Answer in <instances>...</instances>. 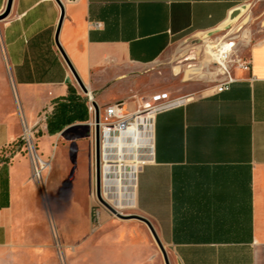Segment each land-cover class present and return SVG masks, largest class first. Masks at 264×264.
<instances>
[{"label": "crops", "instance_id": "crops-1", "mask_svg": "<svg viewBox=\"0 0 264 264\" xmlns=\"http://www.w3.org/2000/svg\"><path fill=\"white\" fill-rule=\"evenodd\" d=\"M59 1L57 39L81 81L97 105L120 102L128 112L172 42L222 27L251 0ZM60 15L57 0L11 1L0 34V90L8 89L7 70L19 111L0 114V150L23 129L31 135L51 208L67 220L66 240L86 243L83 264H164L149 228L135 218L110 219L102 211V231L86 241L88 213L75 194L93 182V133L75 131L58 143L67 128H90L93 114L87 110L86 119L55 133L46 127L57 99L70 90L86 99L54 40ZM237 52L250 66L235 68L227 89L169 94L177 103L154 116L151 146L134 173L132 213L149 219L170 264H264V34ZM34 160L20 147L0 161V264H9L2 251L32 246L26 240L40 232Z\"/></svg>", "mask_w": 264, "mask_h": 264}, {"label": "rangeland", "instance_id": "rangeland-1", "mask_svg": "<svg viewBox=\"0 0 264 264\" xmlns=\"http://www.w3.org/2000/svg\"><path fill=\"white\" fill-rule=\"evenodd\" d=\"M247 5L248 9L244 13L241 14L239 11V13L233 18L230 17V19L222 25L223 27L220 30L211 35L212 38L214 36L220 37L222 34L230 33L237 36L235 38L237 46L245 47L264 34V0H251ZM5 17L0 18V34L2 22ZM201 36V34H193L177 39L171 43L164 55L150 66L149 75L146 77V81L149 82L148 87L136 92L137 95L132 98V105L128 111H131L138 106V96L148 99L151 94L158 91H167L169 94L193 95H201L210 91L211 83L207 79L209 77L208 74L204 75L205 77H199L195 74L191 78H187L185 74L186 68L194 67V65L198 66L202 62V53H198L197 58L191 57L192 55L197 54L192 52H194L197 45L201 44L203 39H205ZM3 53L4 51L0 37V57L2 64L4 63ZM173 64L181 65L180 71L177 74L174 73ZM4 74L8 82V89L5 94L1 93L3 91L0 90V100H7L8 104L4 105L0 103V114L5 113L4 110L8 112L7 114H17L19 111V104L10 82V75L7 70H5ZM77 87L80 93L83 94L78 85ZM106 105L103 106L105 107ZM103 106L98 105L99 112H102ZM91 120L92 117H90V119L88 118V122H91ZM75 131L93 133V128L91 125L90 128H87L86 126L67 128L62 136H60L59 142L61 143H58V145L63 144L66 136L74 135ZM23 133L24 135L19 137L9 147L0 150V161L9 158L17 148L24 147L29 151L30 148L34 146L33 139L28 131L23 129ZM43 141L44 140L40 139L35 143L36 150L41 148ZM46 144L47 146H50V148L56 145V143L49 142ZM91 146L93 147L92 143ZM42 182H44L42 194L40 192L39 196L41 209L43 211V217L39 219L38 224L40 232L26 240L34 244L32 246L25 244L27 248L22 250H4L1 255L7 257L9 264H83V262L80 261L79 250L81 247H84L86 243L82 246L79 245V236L77 239L71 241L66 240L67 237H65L64 234V224L67 223V220L66 218H60L55 215V211L51 208L48 186L45 184L44 180ZM44 184L46 193H44ZM77 187L78 189L75 196L81 201L82 206L86 208L88 213V238L86 241L90 243L103 229L99 226L100 212H105L110 219L119 217L111 213L97 200L94 192V178L90 187L87 188L84 185ZM90 209L92 218L89 217ZM132 212H136V210H133V208L126 209L122 213ZM79 227L80 225H78V228ZM167 255L169 260L172 261L168 250Z\"/></svg>", "mask_w": 264, "mask_h": 264}, {"label": "built area", "instance_id": "built-area-1", "mask_svg": "<svg viewBox=\"0 0 264 264\" xmlns=\"http://www.w3.org/2000/svg\"><path fill=\"white\" fill-rule=\"evenodd\" d=\"M223 27V26H222ZM222 27L217 28L213 31L208 32H199L195 34H201L203 42L198 44L196 50L192 53H197L191 57L197 58L198 53H202V61L205 57L206 50H210L211 56L206 65L201 62V69L207 70L208 80L211 83L210 90L214 92H220L224 89H227L229 84L235 79L233 75V70L235 68H240L247 70L250 66V59L241 55L237 52V44L235 38L237 36L225 33L220 37L211 35L215 34ZM199 66V65H198ZM194 67H197L194 65ZM86 95V107L87 110L93 114L94 107L92 101H94L91 93ZM138 106L128 112H124L120 106V102H114L106 105L102 112H99V128L100 134L103 126L106 125L108 128L115 127L119 123L129 124L135 120V117H139V120L148 119L152 121L154 116L169 107L176 105L177 101L170 98L169 92L167 91H158L149 96L148 99H144L142 96H138ZM93 116V115H92ZM89 124L94 126L93 117ZM103 125V126H102ZM101 140V135H100ZM102 148V145H101ZM29 153L31 158L34 160L32 164V177L38 182L40 192L42 194V177L41 169L44 165L43 162L39 161L36 157L34 146L30 148Z\"/></svg>", "mask_w": 264, "mask_h": 264}, {"label": "bare ground", "instance_id": "bare-ground-1", "mask_svg": "<svg viewBox=\"0 0 264 264\" xmlns=\"http://www.w3.org/2000/svg\"><path fill=\"white\" fill-rule=\"evenodd\" d=\"M239 9L242 14L248 9V5L243 4ZM210 56V50H206L202 61L204 65L207 64ZM201 68V65L186 68L187 78L195 74L199 77L206 75L207 70ZM178 70L179 67L175 66L174 72ZM151 131V121L139 120V117H135V120L129 124L119 123L113 128L104 125L101 130L102 158L105 161L102 164L101 194L118 212L134 206V173L138 163L142 162V153L147 152L151 146Z\"/></svg>", "mask_w": 264, "mask_h": 264}, {"label": "water", "instance_id": "water-1", "mask_svg": "<svg viewBox=\"0 0 264 264\" xmlns=\"http://www.w3.org/2000/svg\"><path fill=\"white\" fill-rule=\"evenodd\" d=\"M11 1L12 0H7L4 9L0 12V18L5 17L10 10V6H11ZM60 8H61V15H60V19L58 21L57 27H56V31H55V36H54V40L55 43L57 45V48L59 49L60 54L62 55L65 63L67 64L69 70L71 71L77 85L79 86V88L81 89V91L84 94H88L90 93L89 90L87 89V87L83 84V82L81 81L80 77L78 76L77 72L75 71L73 65L71 64L70 60L68 59L67 55L64 53L63 49L61 48L58 39H57V32L59 29V24L61 21V16L63 15V8H62V4L60 3L59 0H57ZM239 9H236L235 11L232 12L231 14V18H233L237 13H239ZM93 107H94V111H93V121H94V126H93V139H94V151H93V155H94V192H95V196L97 198V200L104 206L106 207L111 213H113L115 216L119 217V218H135L138 219L142 222H144L147 227L149 228L152 237L155 241V243L157 244L162 257H163V261L164 264H170L169 263V259L167 256V252L163 246V244L161 243L157 233L155 232L151 222L149 221V219H147L146 217H144L143 215L137 214V213H122V212H118L111 204H109L102 196L101 194V189H102V152H101V140H100V128H99V107L96 104L95 101L91 102Z\"/></svg>", "mask_w": 264, "mask_h": 264}, {"label": "trees", "instance_id": "trees-1", "mask_svg": "<svg viewBox=\"0 0 264 264\" xmlns=\"http://www.w3.org/2000/svg\"><path fill=\"white\" fill-rule=\"evenodd\" d=\"M85 97L70 90L65 97L56 100V105L46 119L48 133H55L75 120L87 118Z\"/></svg>", "mask_w": 264, "mask_h": 264}]
</instances>
